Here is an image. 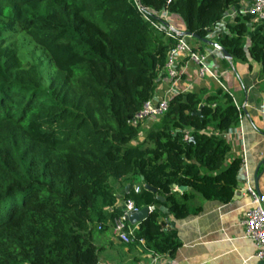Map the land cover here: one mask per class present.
Here are the masks:
<instances>
[{
  "label": "trees",
  "instance_id": "trees-1",
  "mask_svg": "<svg viewBox=\"0 0 264 264\" xmlns=\"http://www.w3.org/2000/svg\"><path fill=\"white\" fill-rule=\"evenodd\" d=\"M241 1L0 0V264H97L91 238L123 213L107 211L119 185L128 184L123 202L150 208L130 241L151 257L179 246L167 215L230 200L241 160L225 161L220 133L239 118L226 92L176 93L149 127L130 121L153 97L175 44L161 12L181 19L200 52L232 9L218 44L258 63L264 80V25L248 37ZM19 39L46 56L45 75L20 55Z\"/></svg>",
  "mask_w": 264,
  "mask_h": 264
},
{
  "label": "crops",
  "instance_id": "crops-1",
  "mask_svg": "<svg viewBox=\"0 0 264 264\" xmlns=\"http://www.w3.org/2000/svg\"><path fill=\"white\" fill-rule=\"evenodd\" d=\"M249 2L250 0H242L236 6L238 11L246 8ZM158 15L165 26L171 27L173 31H184L178 16L164 12ZM230 20L231 14L216 24L205 40L218 44L219 36L225 34L224 22ZM249 21L248 37L258 26L264 25ZM190 42L194 44L192 40ZM196 46L200 47V44ZM200 53L206 56L207 66L216 75L217 81L208 75L198 76L194 64L185 63V59L179 54L175 57L181 70L177 79L170 82L164 71L161 72L152 100L167 101L176 93L196 92L199 89L210 93L217 88L231 97L239 111L238 122L235 127L221 132L220 136L229 146L225 161L233 158L241 160L233 194L226 203L196 201L200 204L199 211L183 219L175 220L167 215L164 219L165 229H174L179 243L172 254L151 257L141 250L142 241H130L129 243L136 244L125 246L123 244L128 243L117 240L109 225L96 230L91 241L97 248V264H260L254 257V242L243 235L242 218L252 205L246 188L256 193L264 207V165L260 163L264 159V80L258 78L259 65L252 60L243 61L230 55L226 58L210 44L202 46ZM154 119L143 121L141 128L149 127ZM140 137L141 134L139 139ZM136 184L132 187L137 186ZM127 185L117 186L116 204L107 211L122 207V195ZM160 210L165 212L164 209Z\"/></svg>",
  "mask_w": 264,
  "mask_h": 264
},
{
  "label": "built area",
  "instance_id": "built-area-1",
  "mask_svg": "<svg viewBox=\"0 0 264 264\" xmlns=\"http://www.w3.org/2000/svg\"><path fill=\"white\" fill-rule=\"evenodd\" d=\"M240 12L254 23L264 24V0H250L248 6ZM156 29H161L158 23H152ZM164 35L175 40V44L168 51L163 65V71L166 77L172 82L178 77L179 66L175 61L176 55H181L186 62H191L196 68L198 76L208 75L217 81L216 75L207 66L206 56L197 50H193L188 43L189 36H179L177 32L173 31L171 27L165 26ZM223 88L222 86H220ZM224 89V88H223ZM166 100H152L144 102L141 109L134 114L130 123L135 125L137 122H143L148 119H153L161 115L166 109ZM137 191V186L133 187ZM250 197L251 207L243 214L242 225L243 235L251 239L256 247L254 257L264 264V207L262 206L259 197L250 188H246ZM123 213L115 217L111 223V232L115 238L122 243H129L133 231V227L126 221L125 215L131 211L138 209L133 205L132 201L126 200L122 204ZM148 210L150 208H147Z\"/></svg>",
  "mask_w": 264,
  "mask_h": 264
},
{
  "label": "water",
  "instance_id": "water-1",
  "mask_svg": "<svg viewBox=\"0 0 264 264\" xmlns=\"http://www.w3.org/2000/svg\"><path fill=\"white\" fill-rule=\"evenodd\" d=\"M232 9H230V11H231ZM228 12L227 13V15H230L231 14V12ZM248 25V24H247ZM178 35L179 36H184V35H186V36H191L188 32H186V31H183V32H180V33H178ZM205 44H210V46L211 47H213V48H215V49H217L223 56H225L226 58H229V54L219 45V44H216V43H211V42H209V41H207V40H202ZM197 114H199V113H197ZM262 165H264V159L263 160H261V162H260ZM140 180H141V178H140ZM256 182V176H254V183ZM144 188H146V189H148V190H151V191H153L154 189L153 188H151L150 186H148V185H145L144 186ZM125 189H127V186H126V188ZM183 188H178V190H182ZM157 198V200H159V201H162V198L160 197V196H157L156 197ZM147 211H148V209H147V207H143V208H141V209H139V210H137V211H131V212H128L126 215H125V217H126V221L130 224V225H134V224H136V223H139L145 216H146V214H147Z\"/></svg>",
  "mask_w": 264,
  "mask_h": 264
},
{
  "label": "rangeland",
  "instance_id": "rangeland-1",
  "mask_svg": "<svg viewBox=\"0 0 264 264\" xmlns=\"http://www.w3.org/2000/svg\"><path fill=\"white\" fill-rule=\"evenodd\" d=\"M18 49L21 56L26 57L29 61L38 62L39 66L43 69V75L48 72V60L46 56L40 53L38 49L33 48L28 42H25L24 39H19L16 41ZM141 124V123H140Z\"/></svg>",
  "mask_w": 264,
  "mask_h": 264
}]
</instances>
